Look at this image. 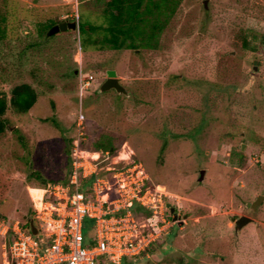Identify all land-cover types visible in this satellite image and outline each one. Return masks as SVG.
I'll return each instance as SVG.
<instances>
[{"label":"rangeland","instance_id":"rangeland-1","mask_svg":"<svg viewBox=\"0 0 264 264\" xmlns=\"http://www.w3.org/2000/svg\"><path fill=\"white\" fill-rule=\"evenodd\" d=\"M5 1L0 94L28 83L37 100L26 113L8 106L4 115L0 224L34 208L40 179L64 178L68 140L72 150L80 132L89 151L108 133L122 142L103 165L140 164L181 215L172 221L163 209L164 222L158 215V228L143 230L150 251L133 264H264V0H181L157 49L119 51L80 49L78 27L39 34V23L63 16L77 26L100 23L106 0ZM244 37L258 51L243 47ZM94 65L100 69L80 92L79 71ZM108 66L125 98L99 92ZM257 196L252 210L247 203ZM242 215L252 221L235 232L233 219ZM93 222L83 220L84 245ZM2 243L0 236V264Z\"/></svg>","mask_w":264,"mask_h":264},{"label":"built area","instance_id":"built-area-1","mask_svg":"<svg viewBox=\"0 0 264 264\" xmlns=\"http://www.w3.org/2000/svg\"><path fill=\"white\" fill-rule=\"evenodd\" d=\"M78 76L82 92L94 78L81 70ZM80 134L72 149L68 181L48 183L37 199L33 208L36 233L32 226L24 229L19 220L1 222L2 264H98L100 258L119 264L124 257H141L151 243V234L144 235L143 230L155 231L159 221L164 222L162 212L167 210L166 202L171 204L172 194L151 183L140 164L132 162L125 171L104 166L111 151L81 149ZM90 176L93 178L82 187ZM134 202L151 214L135 219L130 211ZM85 217L94 220L86 245L81 231Z\"/></svg>","mask_w":264,"mask_h":264},{"label":"trees","instance_id":"trees-1","mask_svg":"<svg viewBox=\"0 0 264 264\" xmlns=\"http://www.w3.org/2000/svg\"><path fill=\"white\" fill-rule=\"evenodd\" d=\"M180 1L181 0H106L105 6L102 10V20L100 23L91 22L90 20L81 21L79 19L78 35L80 49H86L85 46L91 47L96 50L109 48L116 51L122 49H157L159 46V38L168 21L176 13ZM9 7V4L6 1L4 3H0V41L5 39L7 35V20L10 13ZM67 19V16H63L55 20L47 19L45 22L39 23V34L45 35V32L53 24ZM242 46L252 51H258L256 47L249 46V41L246 37L242 39ZM110 68V66L105 67L104 71ZM91 69L92 70L85 69V73L83 74L89 75V72L98 71L100 68L98 65H94ZM251 72L252 74H254L253 70ZM216 86L219 85L216 84ZM125 97V94H120V98ZM36 100L37 93L34 88L28 83H20L18 85H15L11 89L9 96L0 94V135L5 131L8 124V121L4 117L8 106H10L16 112L26 113L36 102ZM19 139L21 140L22 137L19 136ZM121 142L122 138L105 133L100 138H98L96 142H94L91 148L92 150H88L111 151V153L114 154L118 150ZM68 144L69 146L66 149L68 168L64 178L62 180L54 181H47L42 178L40 179V186L37 187L44 188L48 183H66L68 181L72 161L71 155L69 156L70 151H72L70 148V140H68ZM31 175H34L36 178H40L37 172L31 173ZM92 178L93 176L85 178L84 186L82 187L85 188L87 183ZM130 211L134 218L137 220L146 218L151 214V211L149 209L140 206L136 202L131 204ZM166 212L167 216L171 217V214L168 212V210H166ZM19 221L24 229H29V227L34 224L33 209L25 214L24 217L20 218ZM149 246H147L141 253L142 256L146 252L150 251ZM162 248L163 247H161V249ZM98 264L115 263H111L104 258H100L98 260ZM119 264H133V261H131V259L127 257H124Z\"/></svg>","mask_w":264,"mask_h":264},{"label":"water","instance_id":"water-1","mask_svg":"<svg viewBox=\"0 0 264 264\" xmlns=\"http://www.w3.org/2000/svg\"><path fill=\"white\" fill-rule=\"evenodd\" d=\"M77 28V21L75 19L73 20H63L61 22L53 24L47 31V36L52 35L56 32H63L65 30H76ZM255 63V62H254ZM106 79L101 83L99 87V92H104L108 91L110 89H114L117 93L120 94H127L126 89L124 86L120 83L119 78L116 76V72L113 69H108L106 71ZM263 196H257L254 202L252 203H247V207H250L252 210H255L257 204L261 202V199ZM166 207L169 208V211L173 213V220L177 219V214L174 213V208L170 206L169 202H166ZM234 221V230L237 232L240 230L243 226L247 225L252 221L251 217L242 215L239 216L238 218L233 219ZM32 226V231L33 233H36V229L34 225Z\"/></svg>","mask_w":264,"mask_h":264},{"label":"clouds","instance_id":"clouds-1","mask_svg":"<svg viewBox=\"0 0 264 264\" xmlns=\"http://www.w3.org/2000/svg\"><path fill=\"white\" fill-rule=\"evenodd\" d=\"M78 27V26H77ZM97 151V150H96ZM170 204V203H169ZM170 206H172L173 208H174V213L175 214H177V218H181V216L179 217V213H177L178 211H177V209H176V207H175V205L173 206L172 204H170ZM167 210H168V212L171 214V217H172V220H173V213H171L170 211H169V208H167ZM173 221H175V220H173Z\"/></svg>","mask_w":264,"mask_h":264},{"label":"bare ground","instance_id":"bare-ground-1","mask_svg":"<svg viewBox=\"0 0 264 264\" xmlns=\"http://www.w3.org/2000/svg\"><path fill=\"white\" fill-rule=\"evenodd\" d=\"M125 154V153H124ZM34 192L36 193V194H38L39 195V197H40V195H41V193H42V189H38V190H34ZM37 198V197H36Z\"/></svg>","mask_w":264,"mask_h":264},{"label":"flooded vegetation","instance_id":"flooded-vegetation-1","mask_svg":"<svg viewBox=\"0 0 264 264\" xmlns=\"http://www.w3.org/2000/svg\"><path fill=\"white\" fill-rule=\"evenodd\" d=\"M69 19H67L66 21H68ZM181 216V215H180Z\"/></svg>","mask_w":264,"mask_h":264}]
</instances>
